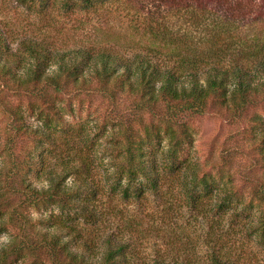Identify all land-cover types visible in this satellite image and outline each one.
I'll list each match as a JSON object with an SVG mask.
<instances>
[{
	"label": "trees",
	"instance_id": "1",
	"mask_svg": "<svg viewBox=\"0 0 264 264\" xmlns=\"http://www.w3.org/2000/svg\"><path fill=\"white\" fill-rule=\"evenodd\" d=\"M79 1L94 5L97 0ZM160 5L187 12L193 29L175 31L152 18L156 27L150 24L131 55L81 42L58 45L44 35L22 39L14 48L0 32V229L12 230L0 245V264L20 257L28 264H44L43 257L49 264H264V256L252 248L236 256L213 226L199 252L182 253L186 246L148 252L136 246L134 233L146 230L136 227V216L124 217L125 232L104 233L94 242L52 214L30 212L56 203L94 221L91 199L101 187L85 175L90 163L81 151L68 147L70 129L30 123L6 97L33 98L51 111L60 94L93 92L110 102L105 119L119 126L109 132L121 144L120 196L141 201L148 194L174 196L183 188L198 214L257 208L254 232L264 250L263 117L251 113L248 118L255 125L251 166L257 171L240 177L221 163L181 158L191 135L188 127H171L208 108L238 122L264 101V0H158ZM119 95L128 102L118 101ZM154 121L169 127H152ZM162 132L168 139L159 157L150 145L153 139L160 143ZM46 142L67 153L60 166H49L39 151Z\"/></svg>",
	"mask_w": 264,
	"mask_h": 264
},
{
	"label": "rangeland",
	"instance_id": "2",
	"mask_svg": "<svg viewBox=\"0 0 264 264\" xmlns=\"http://www.w3.org/2000/svg\"><path fill=\"white\" fill-rule=\"evenodd\" d=\"M152 18L161 19L162 21L158 19L159 22L175 31L193 29L187 12L158 6V0H97L94 5L79 0H48V3L40 0H0V32L6 35L14 48L19 46L22 39L44 35L50 42L58 45L70 46L74 42H81L131 55L133 48L136 49L147 36L150 24L156 27ZM111 33L113 36L110 38ZM118 37L120 39L114 42ZM126 40L133 42V46L125 47L123 44ZM112 43H116V46ZM6 98L18 104L30 123L70 129L67 136L70 139L68 147L72 152H77L76 149L81 151L90 163L85 175L101 187L99 193L91 199L96 209L94 221L79 212L61 209L56 203L32 209L30 212L33 215L52 214L59 221L73 224L83 236L86 235V238L94 242L104 233L125 232L124 217L136 216V227L142 225L146 229L142 233H134L137 238L136 246L148 252L161 247L172 253L175 252L172 246H186L182 253L192 252V249L199 252L209 239L210 235L207 233L212 231L210 226H213L212 229L219 230L215 233L220 234L222 241L234 249L236 256L244 255L245 250L250 248L264 256V250L257 243L254 232V224L259 215L257 208L232 210L228 214L214 210L209 211V214H198L187 197L188 192H184L183 188L174 196L148 194L141 201L120 196L116 164L121 144L109 132L111 127L119 126H112V121L105 119L106 112L109 113L112 109L107 99L97 93L84 91L78 94H60L54 100L55 110L49 111L33 98L14 95ZM117 100L128 102L125 95H119ZM251 113L259 114L264 119V101L251 108L246 118L238 122L230 121L217 108H208L203 115L193 116L190 120L183 119V125H172L171 127H188L191 135V141L183 143L184 152L180 157L200 164L221 163L227 170L236 173L237 177L256 172V168L251 166L254 141L250 131L251 127H255L248 119ZM149 118H145L147 124ZM2 126L3 115L0 110V142ZM152 127L169 126L154 121ZM161 139L160 143L153 139L150 145L151 150L158 151L159 157L167 144L168 135L162 132ZM39 151L49 166L56 167L60 166L61 159L66 158L67 154L65 150L47 142ZM227 154L226 159L222 158V155ZM11 234L12 230L9 228L0 229V245ZM42 260L44 264H49L46 258L43 257ZM28 262L26 257H20L10 264Z\"/></svg>",
	"mask_w": 264,
	"mask_h": 264
}]
</instances>
